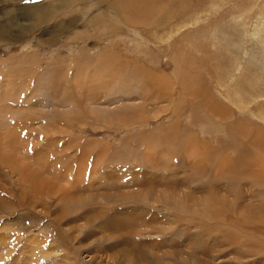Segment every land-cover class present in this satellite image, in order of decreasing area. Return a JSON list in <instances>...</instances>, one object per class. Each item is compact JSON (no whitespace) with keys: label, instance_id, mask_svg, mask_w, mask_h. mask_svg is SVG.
Segmentation results:
<instances>
[{"label":"rangeland","instance_id":"1","mask_svg":"<svg viewBox=\"0 0 264 264\" xmlns=\"http://www.w3.org/2000/svg\"><path fill=\"white\" fill-rule=\"evenodd\" d=\"M116 1L0 0V264H264V0Z\"/></svg>","mask_w":264,"mask_h":264},{"label":"bare ground","instance_id":"2","mask_svg":"<svg viewBox=\"0 0 264 264\" xmlns=\"http://www.w3.org/2000/svg\"><path fill=\"white\" fill-rule=\"evenodd\" d=\"M15 2H16V5L15 6H17V7H19V4H20V1L21 0H14ZM136 1L137 0H131L130 2L133 4L134 2L136 3ZM138 1H141V0H138ZM143 1V0H142ZM138 3V2H137ZM132 4H130V3H124V4H122V2L120 3V2H115L114 4H112V7H111V11H109L108 12V15H109V17H111V16H113V17H118L117 19H119V20H121V22H123L122 20H125V21H129V22H131V23H136L134 20L135 19H133V18H131L132 16H130V14L131 13H133V12H131L130 13V8H131V6H132ZM34 8L36 7V6H33ZM137 7H139V6H137ZM133 8V7H132ZM19 9V8H18ZM134 11V10H133ZM135 12V11H134ZM138 12H139V10H138ZM146 14H148V13H146ZM132 15V14H131ZM137 15V14H136ZM161 15V14H160ZM163 16V20H164V18H165V15H162ZM138 17V16H137ZM158 24V23H157ZM158 25H160V24H158ZM172 31V30H171ZM170 31V34H174L173 32H171ZM142 36V35H141ZM143 37V36H142ZM144 38V37H143ZM142 38V39H143ZM170 39V38H169ZM146 49H148L147 50V52H149V48L147 47V48H144L143 50H146ZM151 50V49H150ZM146 52V53H147ZM151 52V51H150ZM148 54V53H147ZM30 62V61H29ZM28 67V66H27ZM17 70V69H16ZM21 70H23V69H21ZM21 70H20V72H21ZM29 70V69H28ZM18 72V71H17ZM17 72L15 73V75H17ZM26 72V71H25ZM14 74V73H13ZM18 74H19V72H18ZM21 74V73H20ZM23 74V73H22ZM9 77V76H8ZM16 77V76H15ZM11 78V77H10ZM20 79H22V76H21V78ZM17 83V82H16ZM22 83V82H21ZM18 84V83H17ZM8 85H9V83H8ZM12 85V84H11ZM16 85V84H15ZM27 85V84H26ZM18 86V85H17ZM4 87V86H3ZM10 88L11 86H7V88ZM16 87V86H15ZM13 88V87H12ZM32 88V87H31ZM2 90H3V88H2ZM3 92H5L4 90H3ZM2 92V93H3ZM8 92V91H7ZM225 92H227L226 90H225ZM11 94V93H10ZM13 94H15V93H12V96L10 97V98H12L14 95ZM6 96H7V94H6ZM7 99V98H6ZM228 100H231V99H228ZM133 122V121H132ZM208 125H210V124H208ZM214 127H216V126H214ZM220 127V126H219ZM219 130V129H218ZM31 176V175H30ZM38 179V178H37ZM148 196V195H147ZM146 198V197H145ZM196 203V202H195ZM182 204V203H181ZM202 204H205L204 205V208H208V210L209 211H207L206 213H208V212H210V211H212V213L214 214V213H216V214H218L219 213V211L218 210H213V203L212 202H210V201H202ZM197 206V205H196ZM204 210V209H203ZM186 211V210H185ZM184 211V212H185ZM186 213H187V211H186ZM190 214V213H189ZM233 215V214H232ZM236 215V214H235ZM188 216V215H187ZM206 216V215H205ZM212 216V215H211ZM213 217V216H212ZM212 217H210V218H212ZM235 216H232L231 218H234ZM214 218V217H213ZM210 221L212 220V219H209ZM237 221V220H236ZM261 221V220H260ZM169 228V227H168ZM168 231H169V229H168ZM227 235V234H226ZM224 237V239H226L227 237L226 236H223ZM31 246V245H30ZM115 249V248H114ZM29 252V251H28ZM237 253V252H236ZM23 256H24V253H23ZM22 256V257H23ZM23 259V258H22Z\"/></svg>","mask_w":264,"mask_h":264}]
</instances>
